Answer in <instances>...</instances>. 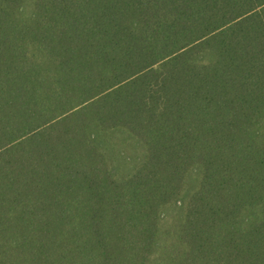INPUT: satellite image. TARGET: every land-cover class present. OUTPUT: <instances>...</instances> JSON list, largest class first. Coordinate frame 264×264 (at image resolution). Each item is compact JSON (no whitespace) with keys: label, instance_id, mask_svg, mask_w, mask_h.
<instances>
[{"label":"trees","instance_id":"trees-1","mask_svg":"<svg viewBox=\"0 0 264 264\" xmlns=\"http://www.w3.org/2000/svg\"><path fill=\"white\" fill-rule=\"evenodd\" d=\"M0 264H264V0H0Z\"/></svg>","mask_w":264,"mask_h":264}]
</instances>
